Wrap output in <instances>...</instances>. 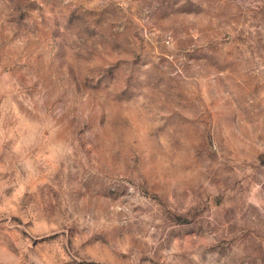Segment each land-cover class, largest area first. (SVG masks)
Wrapping results in <instances>:
<instances>
[{
    "label": "rangeland",
    "instance_id": "obj_1",
    "mask_svg": "<svg viewBox=\"0 0 264 264\" xmlns=\"http://www.w3.org/2000/svg\"><path fill=\"white\" fill-rule=\"evenodd\" d=\"M0 264H264V0H0Z\"/></svg>",
    "mask_w": 264,
    "mask_h": 264
}]
</instances>
